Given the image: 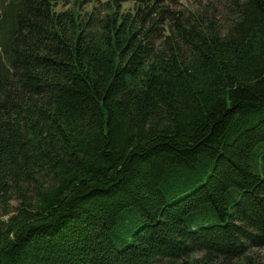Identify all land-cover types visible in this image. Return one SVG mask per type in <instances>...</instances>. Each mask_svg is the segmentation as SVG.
Instances as JSON below:
<instances>
[{
  "label": "trees",
  "instance_id": "1",
  "mask_svg": "<svg viewBox=\"0 0 264 264\" xmlns=\"http://www.w3.org/2000/svg\"><path fill=\"white\" fill-rule=\"evenodd\" d=\"M70 1L0 0V264H264V0Z\"/></svg>",
  "mask_w": 264,
  "mask_h": 264
},
{
  "label": "rangeland",
  "instance_id": "2",
  "mask_svg": "<svg viewBox=\"0 0 264 264\" xmlns=\"http://www.w3.org/2000/svg\"><path fill=\"white\" fill-rule=\"evenodd\" d=\"M78 1H83L82 4L81 3L77 4L80 7L82 6V9H88L91 7V2L89 0H78ZM72 4H73V2L70 0H60L59 9L62 11L68 10L72 6ZM182 4L187 5L188 2L182 1ZM13 205H16V203H13ZM256 253H258L260 255V257L263 258L264 257V248L256 250Z\"/></svg>",
  "mask_w": 264,
  "mask_h": 264
}]
</instances>
